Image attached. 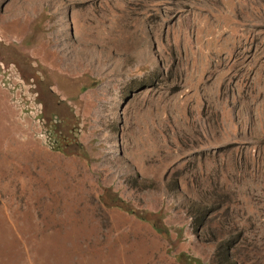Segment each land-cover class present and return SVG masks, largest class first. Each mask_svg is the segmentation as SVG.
<instances>
[{
  "label": "rangeland",
  "instance_id": "1",
  "mask_svg": "<svg viewBox=\"0 0 264 264\" xmlns=\"http://www.w3.org/2000/svg\"><path fill=\"white\" fill-rule=\"evenodd\" d=\"M0 264H264V0H0Z\"/></svg>",
  "mask_w": 264,
  "mask_h": 264
}]
</instances>
